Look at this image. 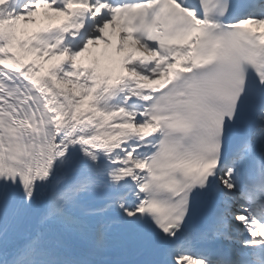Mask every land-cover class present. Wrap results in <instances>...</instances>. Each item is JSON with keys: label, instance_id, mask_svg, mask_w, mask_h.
Segmentation results:
<instances>
[{"label": "snow or ice", "instance_id": "1", "mask_svg": "<svg viewBox=\"0 0 264 264\" xmlns=\"http://www.w3.org/2000/svg\"><path fill=\"white\" fill-rule=\"evenodd\" d=\"M0 264H264V0H0Z\"/></svg>", "mask_w": 264, "mask_h": 264}]
</instances>
